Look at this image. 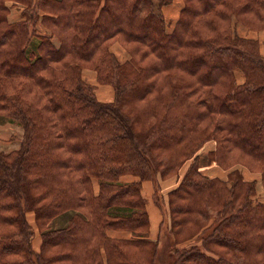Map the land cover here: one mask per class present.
Masks as SVG:
<instances>
[{
	"label": "trees",
	"instance_id": "obj_1",
	"mask_svg": "<svg viewBox=\"0 0 264 264\" xmlns=\"http://www.w3.org/2000/svg\"><path fill=\"white\" fill-rule=\"evenodd\" d=\"M8 1L0 118L24 137L0 150V264H158L142 183L189 161L167 197L154 193L173 239L168 264H264V56L236 31L264 27V0H183L174 29L173 0H15L20 15ZM86 67L112 101L97 98ZM212 164L226 177L204 171Z\"/></svg>",
	"mask_w": 264,
	"mask_h": 264
},
{
	"label": "rangeland",
	"instance_id": "obj_2",
	"mask_svg": "<svg viewBox=\"0 0 264 264\" xmlns=\"http://www.w3.org/2000/svg\"><path fill=\"white\" fill-rule=\"evenodd\" d=\"M66 1V0H65ZM8 5L11 7L12 9V12H13V15H20V12H21V7H23V3L21 2H17L15 0H9L8 2ZM177 6V8L179 9V4L178 3H173ZM171 6V4H170ZM166 7L164 9V15L166 17V20L168 22L169 25L173 24L174 23V19H172L170 16V13L168 12L169 9H172V7ZM175 12V11H174ZM178 12V11H177ZM175 13L174 16H178V13ZM168 15V16H167ZM173 20V21H172ZM230 31V30H228ZM57 42V40H56ZM116 43H119V42H116ZM56 45H58V43H56ZM121 45V46H120ZM119 44H115L114 47L112 45V50L114 51L115 54H117L119 56V58L124 61L126 58H128L130 55L129 53L126 51L125 47L123 46V44L120 43ZM83 78L85 79L86 82H89V83H92V84H97V87L99 85H101V83H98L97 81V78H96V74L95 72L93 71V69L91 68H84L83 69ZM104 85V84H102ZM105 85H108V84H105ZM111 88H112V91H113V95L112 97L114 96L115 97V92H114V89L111 85H109ZM96 94H97V89H96ZM113 97V98H114ZM100 98H101V95H100ZM178 109V110H177ZM175 111L179 112L180 111V116L178 118H182V117H186V115L188 116V113L190 112V109L186 110L185 113L186 114H183L181 112V109L180 108H177ZM165 113V112H164ZM163 113V114H164ZM5 120H3V118H0V123H5L3 122ZM9 122V121H7ZM213 144H209L207 146V148H210ZM203 150V149H202ZM190 162H187L182 168L181 170L178 171V173L176 174H170L169 176H167V183H169L170 185H174V187L178 186V184L180 183L181 179L184 177L186 171H188V168H189V165H190ZM213 166L210 165V166H204V168H208V169H205L204 171L206 172H212L214 175L218 174L220 176H222V178H225L226 177V170L225 171H222V168H219L217 167L216 165H214L212 168V171L209 170L210 167ZM244 171V174H245V177L246 178H249L250 180L251 179H255V178H258L260 180V175L257 174V173H253V172H250L249 170H246V168H243ZM130 178H132L131 176H126V179L127 180H130ZM164 179L161 178V176H156L154 178V188H155V191H156V188L158 186H160V191H158V195H161L162 197L163 196H166L168 195V191H165V190H171V189H167V186H165L166 182H163ZM162 183H164V187L162 186ZM259 185V188H260V192L258 193V196L260 198V200L262 199V194L264 193V190L263 188L261 187L260 184ZM94 186V189L95 191L97 192L98 191V184L97 182L93 185ZM157 194V193H156ZM155 200V203L161 208V211L163 213V216H162V223L160 225V231H159V234L157 237L155 236H148V240H152V241H156L157 242V245H155L154 247H151V250L156 248L157 249V254H156V261L158 264H168L169 260H170V257H169V252L171 251L172 249V242H173V239H172V236L171 234L168 233L167 231V225H169V223L166 221L163 223V219L165 218V214H167L165 212V210L163 209V207H161V201H157L156 200V195L154 194V198ZM167 200V198H166ZM263 200V199H262ZM264 201V200H263ZM163 205V204H162ZM26 217H28V220H29V223L31 224V227L29 228V231L28 233L30 232L29 234V237L31 236V247H32V250H34L35 252L39 253L40 251V244H41V236H40V233L38 231V227L36 226V222H35V219H34V214L32 212H26L25 213ZM166 219V218H165ZM62 224V219L61 220H57L56 224L55 225H60ZM54 227V226H53ZM113 231V230H111ZM114 237H118V238H126V239H129L130 236H132L131 234H129L128 232H120V231H114ZM150 237V238H149ZM190 242H193L190 241ZM186 243H189V242H183L181 241L180 244H178L179 248H181L182 246L186 245ZM43 264V263H41ZM107 264V263H105Z\"/></svg>",
	"mask_w": 264,
	"mask_h": 264
},
{
	"label": "crops",
	"instance_id": "obj_3",
	"mask_svg": "<svg viewBox=\"0 0 264 264\" xmlns=\"http://www.w3.org/2000/svg\"><path fill=\"white\" fill-rule=\"evenodd\" d=\"M174 2L179 4L178 6L179 9L177 8L175 4H173ZM173 3L171 4V6L168 5L164 7V9L169 6L172 7V9L168 10V12L171 15L170 17L174 19V23L169 26L170 29L172 28L174 29L175 23L178 20L180 16V12L184 6L183 0H173ZM176 12L178 13L177 17L174 16ZM236 31L241 36H246V37H249L250 39L259 41L260 45L258 49H259L260 54L264 56V27H260V28L259 27H252V28L248 27L247 28L244 25L239 24L236 28ZM115 44L120 45V43H115ZM236 75H237V79L239 82L243 83L245 81V75L242 71L237 70ZM100 95H101V98H100ZM112 95H113V91L109 85L101 84L97 87V98L100 101H105V102L112 101L114 99L113 98L114 96L112 97ZM23 137H24V128L21 125L17 123H13V122L0 123V150L5 151V152H11L13 150L19 149L21 146ZM123 178L126 179V177H123ZM135 179L136 178H130L131 181ZM163 182H166L165 186H167V189L175 188L174 185H170L169 183H167V178H165ZM162 186L164 187V183H162ZM261 187L263 188L262 184H261ZM165 191L169 192L170 190H165ZM154 193H155V188H154L153 181L144 180L142 183V194L144 197H146L148 201L147 209H148L149 216H150V236L157 237L160 231V225L162 222L163 213L161 209L157 206V204L154 202V199H153ZM120 232H123V231H120ZM111 234L115 236L114 231H111Z\"/></svg>",
	"mask_w": 264,
	"mask_h": 264
}]
</instances>
